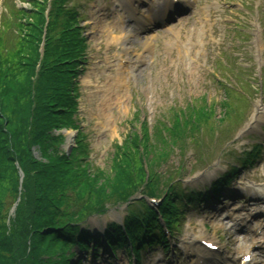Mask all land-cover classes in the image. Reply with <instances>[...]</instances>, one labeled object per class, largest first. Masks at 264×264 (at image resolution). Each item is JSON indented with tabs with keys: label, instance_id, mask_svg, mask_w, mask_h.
<instances>
[{
	"label": "rangeland",
	"instance_id": "obj_1",
	"mask_svg": "<svg viewBox=\"0 0 264 264\" xmlns=\"http://www.w3.org/2000/svg\"><path fill=\"white\" fill-rule=\"evenodd\" d=\"M39 1L0 0V12L4 14L0 31L6 29L2 26V23L6 25L3 20L11 19L15 7L43 8V5H34ZM161 2L65 0L66 10L77 8L79 11V26L87 41L85 63L81 64L78 79L79 104L75 120L82 126L93 170L100 168L111 176L115 147L127 144V152L131 148L127 143L129 136L136 134L142 138L148 129L149 146L154 149L148 148V156H142L144 165L157 162L150 168L159 173L160 181L169 175L176 181L180 179L185 192L189 189L203 192L218 176L238 164L234 159L236 154L264 143L261 133L264 109L260 108H264V0H197L186 9L176 10L177 14L174 12L176 17L185 14L177 22L174 15L170 31L166 33L160 31L159 20L155 17ZM24 13L23 20L33 22L35 12ZM144 14L149 15L145 18ZM137 19L143 21V30H139ZM146 43L149 49H145ZM9 48L7 42L4 50ZM139 59L145 65L132 73ZM233 87L248 95L239 97L245 102L238 126L231 121L233 109L238 105L237 93L229 92ZM254 106L261 109L256 121H263L258 127H254V122L246 127ZM177 130L178 134L183 133L175 140ZM60 132L65 135L61 150L69 154L76 146L78 133L57 130ZM189 132L200 133L198 139L190 141L185 137ZM163 138L176 145L168 158L160 161L157 142ZM179 139L182 140L178 142ZM260 151V160L251 168L239 167L226 191L229 199L238 197L244 202L224 204V213L233 218L248 214L250 207L246 201L250 199L253 203L255 199L260 201L253 205L255 215L264 210V149ZM117 152L118 149L114 153ZM34 155L40 159L37 151ZM251 189L258 197L252 196ZM229 192L236 195L231 197ZM221 196L217 205L201 203L199 208L187 210L179 221L175 237L169 242L176 250L174 253H162L160 248L151 253L143 252L139 264H190L193 260L183 245L189 246V241L197 236L220 243L222 249L215 254L220 262L223 258L235 257L228 249L229 223L218 219L221 216L218 211L222 210L223 201H227L221 200ZM137 206L144 211L142 203ZM124 209L118 205L110 207L102 216L92 215L85 221L84 228L102 234L110 223L121 225ZM14 212L15 204L8 209V220L13 219ZM248 227L264 232V216H255ZM239 238L243 236L236 235L234 244L230 242L232 250H239ZM74 255L78 262L81 256L77 252ZM127 255L123 249H117L115 258L99 254L94 261L90 251L86 263L126 264Z\"/></svg>",
	"mask_w": 264,
	"mask_h": 264
},
{
	"label": "trees",
	"instance_id": "obj_2",
	"mask_svg": "<svg viewBox=\"0 0 264 264\" xmlns=\"http://www.w3.org/2000/svg\"><path fill=\"white\" fill-rule=\"evenodd\" d=\"M63 2H52L42 54L44 8H33V22H26L27 11L15 7L11 19L3 20L6 29L0 31V264H74V248L89 249L93 239L94 247L102 245L99 237L91 238L81 228L87 217L104 213L108 206L127 203L140 187L142 194L156 196L153 178H146L142 161V156L149 154L148 148L154 149L149 146L148 129L142 138L129 136L131 148L127 152V144L116 146L111 176L100 168L93 170L86 161L82 138L71 155L61 150L64 137L55 133L60 124L74 123L79 65L86 49L85 38L76 26L77 16L66 13ZM43 4L39 1L34 5ZM7 42L10 48L4 50ZM178 132L175 140L183 133ZM157 145L161 161L172 153L169 147L175 143L163 138ZM152 164L146 162L150 172ZM18 169L23 175L21 184ZM170 189L159 208L169 227L181 213L175 203L179 195ZM17 198L14 217L8 220V209ZM135 205L137 202L128 204L131 214L124 220L129 241L135 246L157 242L154 230L159 226L154 211L145 205L146 219L142 220L132 209ZM121 231L111 225L104 233V243L112 248L125 244Z\"/></svg>",
	"mask_w": 264,
	"mask_h": 264
},
{
	"label": "bare ground",
	"instance_id": "obj_3",
	"mask_svg": "<svg viewBox=\"0 0 264 264\" xmlns=\"http://www.w3.org/2000/svg\"><path fill=\"white\" fill-rule=\"evenodd\" d=\"M168 5V3H167V1H166V6ZM163 14H165V13H160V14H158L157 15V18L158 19H161V20H164L166 17H165V15H163ZM145 16H147V15H144V17ZM140 20L141 19H137V21H136V23L138 24V26H140L141 25V22H140ZM169 30V28L168 27H166L165 29H164V31L166 32V31H168ZM144 47H145V49H149L150 47H148L147 46V43L144 45ZM127 51L128 50H125V52L127 53ZM145 62L144 61H142V60H138L136 63H135V66L132 68V72H137L138 71V69L141 67V66H144L145 64H144ZM123 75V74H122ZM122 75L120 76V80L122 79ZM121 87H122V85H121ZM120 88V87H119ZM259 111V107H255V115H257V112ZM250 125V124H249ZM248 125V126H249ZM253 195L255 196V193H253ZM238 224H242V223H239L238 222ZM235 226H237V224H235L234 225V227ZM234 228H232V230H233ZM254 233L255 232H251V234L254 236ZM248 235H250V233L248 232L247 233ZM255 237V236H254ZM257 238L259 237V235H257L256 236ZM199 238V239H198ZM260 238H261V236H260ZM259 238V239H260ZM248 239V241H254V238H251V237H249V238H247ZM202 239H200V237H195V239H193V241H191L190 243H189V245L190 246H195L196 245V243H198V242H200ZM228 240H229V242H231L232 244H234V238H233V235H231V239H229L228 238ZM207 243H211V242H207ZM192 244H194V245H192ZM212 245H217V242L216 243H213ZM253 247H254V245H252L251 247H246L245 249H243L241 252H240V254H241V257L239 258V259H237L236 260V262L238 263V264H242V259H243V257H245L246 255H251V254H253V251H252V249H253ZM260 249H262V247L261 246H257V250L259 251ZM198 256H200L201 258H205V257H207V252H206V250H205V247L203 248H200V249H197V253H196ZM250 264H255V262H254V260L252 259V261H251V263Z\"/></svg>",
	"mask_w": 264,
	"mask_h": 264
}]
</instances>
